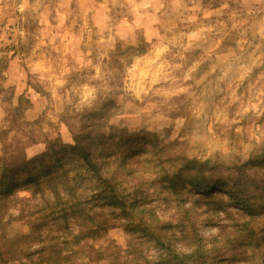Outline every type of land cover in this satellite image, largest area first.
Wrapping results in <instances>:
<instances>
[{
  "label": "rangeland",
  "instance_id": "rangeland-1",
  "mask_svg": "<svg viewBox=\"0 0 264 264\" xmlns=\"http://www.w3.org/2000/svg\"><path fill=\"white\" fill-rule=\"evenodd\" d=\"M19 100L21 113L14 110ZM99 110L103 125L184 141L187 156L217 174L242 167L264 202V164L251 162L264 160V0H0V130L7 141H21L33 156L48 139L71 142L82 113ZM142 193L146 212L161 220L146 217L151 228L170 222L169 238L185 223L207 238L230 223L225 213L195 205L198 196L189 192L147 184ZM17 203L4 215L10 238L29 233L28 214H40ZM110 214L113 226L102 237L57 243L63 264L155 261L157 250L142 236L138 248L125 250L129 236ZM42 247L31 243L34 259ZM231 249L217 247L225 258L219 264H249L244 248Z\"/></svg>",
  "mask_w": 264,
  "mask_h": 264
},
{
  "label": "trees",
  "instance_id": "trees-1",
  "mask_svg": "<svg viewBox=\"0 0 264 264\" xmlns=\"http://www.w3.org/2000/svg\"><path fill=\"white\" fill-rule=\"evenodd\" d=\"M21 103L19 100L14 107L18 113ZM82 115L79 127L71 131V142L48 139L45 148L33 156L27 155L21 141L15 146L0 130V264L66 263L59 242L79 244L102 237L113 226L105 220L107 213L122 221L129 236L125 250L138 248L136 238L141 236L142 242L157 250L155 261L140 259L138 264H219L225 260L221 252H214L219 246L222 251L242 247L243 261L264 264V222L261 228L259 221L264 218V202L256 200L251 188L255 179L239 173L242 167L229 175L217 174L214 168L198 166L189 158L184 141L159 138L146 130L129 132L106 122L103 125L106 118L101 110ZM251 162L264 164V160ZM147 184L174 194L196 195L195 205L209 213H225L230 223L220 225L209 238L185 223L179 227V235L169 238L165 231L170 222L157 225L155 231L146 219L161 222L154 213H147L143 204ZM260 189L264 191V183ZM19 201L40 214L36 219L28 214L29 233L10 238L6 231L9 220L4 221V215ZM73 226L78 227L77 234L71 232ZM177 236L188 251L176 247L173 239ZM46 240L50 241L48 252ZM31 243L44 246L38 250L40 260L32 257Z\"/></svg>",
  "mask_w": 264,
  "mask_h": 264
}]
</instances>
